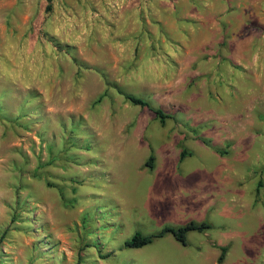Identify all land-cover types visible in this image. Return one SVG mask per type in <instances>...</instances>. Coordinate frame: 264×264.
<instances>
[{
	"label": "rangeland",
	"instance_id": "obj_1",
	"mask_svg": "<svg viewBox=\"0 0 264 264\" xmlns=\"http://www.w3.org/2000/svg\"><path fill=\"white\" fill-rule=\"evenodd\" d=\"M0 264H264V0H0Z\"/></svg>",
	"mask_w": 264,
	"mask_h": 264
},
{
	"label": "trees",
	"instance_id": "obj_2",
	"mask_svg": "<svg viewBox=\"0 0 264 264\" xmlns=\"http://www.w3.org/2000/svg\"><path fill=\"white\" fill-rule=\"evenodd\" d=\"M122 95L132 105L150 109L153 112V114L160 120V122H162V120L166 118V116L163 115L160 110L151 109L149 104L143 99L129 95V94H122ZM184 155L185 153L181 152L179 157L183 158ZM152 161H153V157L149 155L146 161V165L150 167L152 164ZM206 229H208V226L205 223H194V222H188L179 227L164 226L159 231L152 233V234H148V235H142L138 232H135L128 240H126L123 243V246L126 248H131V249L142 248L146 245H149L153 240L160 239L164 237L165 235H170L174 239V241L177 242L179 245L185 246L187 233L193 232V231L201 232ZM224 253H225V248L220 247L219 255L217 257V262H220L222 260Z\"/></svg>",
	"mask_w": 264,
	"mask_h": 264
},
{
	"label": "crops",
	"instance_id": "obj_3",
	"mask_svg": "<svg viewBox=\"0 0 264 264\" xmlns=\"http://www.w3.org/2000/svg\"><path fill=\"white\" fill-rule=\"evenodd\" d=\"M129 3H139L141 0H128Z\"/></svg>",
	"mask_w": 264,
	"mask_h": 264
}]
</instances>
